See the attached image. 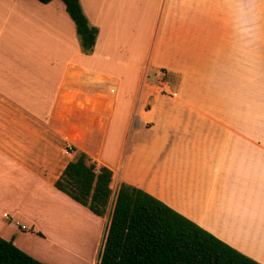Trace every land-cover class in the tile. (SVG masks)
Segmentation results:
<instances>
[{
    "label": "crops",
    "instance_id": "1",
    "mask_svg": "<svg viewBox=\"0 0 264 264\" xmlns=\"http://www.w3.org/2000/svg\"><path fill=\"white\" fill-rule=\"evenodd\" d=\"M79 2L91 54L61 0H0V236L97 263L107 219L55 187L82 152L264 264V0Z\"/></svg>",
    "mask_w": 264,
    "mask_h": 264
},
{
    "label": "trees",
    "instance_id": "2",
    "mask_svg": "<svg viewBox=\"0 0 264 264\" xmlns=\"http://www.w3.org/2000/svg\"><path fill=\"white\" fill-rule=\"evenodd\" d=\"M61 1L81 51L91 54L98 29L88 22L79 0ZM111 181V169L82 152L55 181L59 191L97 216L110 207L96 264H261L135 186L120 182L113 194ZM0 264L45 263L0 236Z\"/></svg>",
    "mask_w": 264,
    "mask_h": 264
},
{
    "label": "rangeland",
    "instance_id": "3",
    "mask_svg": "<svg viewBox=\"0 0 264 264\" xmlns=\"http://www.w3.org/2000/svg\"><path fill=\"white\" fill-rule=\"evenodd\" d=\"M160 71H163L166 73L167 83L172 90L173 84H172L170 76H168V74H167L168 71H165V69H159L158 73ZM150 79L153 80V78H150ZM162 94L172 96V94H165V93H162ZM110 187L112 189V193L114 194L115 186L112 183V181H111ZM109 208L110 207L107 208V212L103 216L104 220L108 219ZM26 231L28 232L29 230H26ZM19 235H20V233H18V236ZM20 244L24 248V249H22L23 251H25L27 254H29L30 256H32V257H34L40 261H41V259H43V260H46L47 262H54V259H56L55 258V251L60 250L57 247L54 248V246H52L47 241H44L41 239L40 240H34V239L30 238L26 233H22V235L20 236ZM41 262L45 263L44 261H41Z\"/></svg>",
    "mask_w": 264,
    "mask_h": 264
},
{
    "label": "built area",
    "instance_id": "4",
    "mask_svg": "<svg viewBox=\"0 0 264 264\" xmlns=\"http://www.w3.org/2000/svg\"><path fill=\"white\" fill-rule=\"evenodd\" d=\"M158 74H159V77L157 79V85H158L157 91L160 93H165V94H173V91L171 90L170 86L167 83L166 73L163 71H160Z\"/></svg>",
    "mask_w": 264,
    "mask_h": 264
}]
</instances>
